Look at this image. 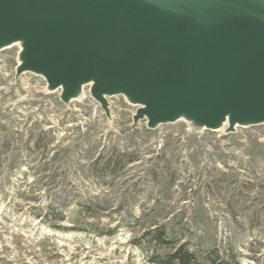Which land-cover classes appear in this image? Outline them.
<instances>
[{
	"label": "rangeland",
	"instance_id": "rangeland-1",
	"mask_svg": "<svg viewBox=\"0 0 264 264\" xmlns=\"http://www.w3.org/2000/svg\"><path fill=\"white\" fill-rule=\"evenodd\" d=\"M20 50H0V264H154L179 244L264 264V124L133 127L124 96L108 118L89 87L66 105L17 78Z\"/></svg>",
	"mask_w": 264,
	"mask_h": 264
},
{
	"label": "water",
	"instance_id": "water-1",
	"mask_svg": "<svg viewBox=\"0 0 264 264\" xmlns=\"http://www.w3.org/2000/svg\"><path fill=\"white\" fill-rule=\"evenodd\" d=\"M68 105L86 87L137 106L133 127L264 124V0H0V50Z\"/></svg>",
	"mask_w": 264,
	"mask_h": 264
},
{
	"label": "trees",
	"instance_id": "trees-1",
	"mask_svg": "<svg viewBox=\"0 0 264 264\" xmlns=\"http://www.w3.org/2000/svg\"><path fill=\"white\" fill-rule=\"evenodd\" d=\"M110 164H111V160L106 162V166L104 167L106 171L111 169ZM114 166L117 171L115 169L114 170L111 169L110 171H113V173H117L118 172L117 167H119V163L116 162ZM148 234H151L152 238H154L156 241H158L161 244L168 243L165 240L166 230L164 229L162 231L161 230L154 231ZM233 262L234 264H240L237 261H233ZM152 263L154 264H201L198 261L197 255L193 251H191L186 244H179L178 247L175 248L173 252H171L170 254H167L164 257H160V256L155 257L152 260ZM211 264H232V262L228 258L226 259V258H221L217 256L215 259L211 260Z\"/></svg>",
	"mask_w": 264,
	"mask_h": 264
},
{
	"label": "bare ground",
	"instance_id": "bare-ground-1",
	"mask_svg": "<svg viewBox=\"0 0 264 264\" xmlns=\"http://www.w3.org/2000/svg\"><path fill=\"white\" fill-rule=\"evenodd\" d=\"M226 127H227V125H225L221 130H225L226 129Z\"/></svg>",
	"mask_w": 264,
	"mask_h": 264
}]
</instances>
